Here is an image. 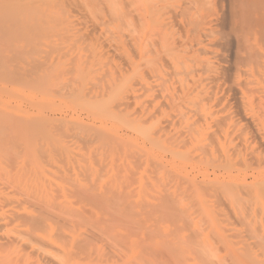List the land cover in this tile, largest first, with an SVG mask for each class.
<instances>
[{
  "label": "bare ground",
  "instance_id": "obj_1",
  "mask_svg": "<svg viewBox=\"0 0 264 264\" xmlns=\"http://www.w3.org/2000/svg\"><path fill=\"white\" fill-rule=\"evenodd\" d=\"M7 1H10V0H7ZM24 1L27 4L29 3V5L31 4V7L36 5V3L35 4L33 3L34 0H33V2H31V0L30 1L24 0ZM41 1L44 3L42 5H44L45 8H42L44 6H42L40 8L41 3H39V1H38L39 8H36V6H37L36 5L33 7V8H35L34 10L30 6H29V8L26 7L28 5L25 4V2L23 4H25L26 6L24 7V5H23V7H24V9L26 8L27 12H29V10L32 9L31 13L32 12L35 13V14H32V16L34 15V17H35V15L37 14L36 15L37 19L40 21L39 23H41V25H43L42 22H44V23H46V22L50 23L51 22L50 26H51V24L56 23V25L59 26L58 29L60 30V31H58L56 29L57 30L56 32L57 33L59 32L61 34L62 38L67 37V34H68L67 32H72V31H70V30L68 31L69 28L64 29V27H66L68 24L66 25L64 20L62 21V16H60L61 13L65 12L66 8H61L63 10L59 9L61 13L59 12V10H57V8L59 7L58 5L61 6L62 4L65 5L66 3H64L63 0H61L63 2L62 4H58V2L60 0H44V1L41 0ZM5 2H6V0H5ZM2 3L5 4L4 1H2ZM139 3H140V10L141 9L143 10V19H142L143 22H139V21H141V20H139V18H138L139 23H137V21L134 20L135 22L133 24V31L135 33L136 32L139 33V36L141 37V39H143L144 43H143V46H140L139 45L140 43L138 44L139 45V47H138L139 55L138 56L140 58V59H138V61H136V59L138 58L137 55L134 56L135 50L133 51L134 52L133 57H135V58L137 57V58L136 59L134 58L133 61H131V62H133L131 64L132 65L131 68L133 71V78H134L132 80V82L134 81L133 83L135 84L136 82L140 81L141 84L143 85V88H145L144 95H143V96H146V99H145L146 101L144 100L145 102H143V103H145V105L143 104L145 107L142 108V106H139L142 109H145V110H143V114L141 116H138L137 114H141L142 110H140L141 111L140 112L138 110L139 107L137 106L138 109H136L137 107L135 106L136 112L134 114H136L137 112L138 113L136 114V117L134 114H133L134 116L132 114H131L132 116L129 115L132 112L128 113L127 114L128 117L129 118L133 117V118L131 119L130 122H127L128 123L127 124V123H125L126 120H125L124 116L120 117V118H123L120 120V122L118 121V119H120V118L117 116H116V120L112 119V118L115 119V115L118 112L114 113L115 115L111 119L106 118L107 115H108V117L113 116L112 111H109V110H106L107 112L103 111V110L107 109L110 106V104H106V103L103 104V105L106 104L108 107H106V106L103 107L101 105L102 109L105 108L103 110L101 109V107H98L101 110L96 109L95 108L96 105H93L94 103L92 104V106H91V104H88V103H90L88 101L89 93H87L88 95L86 96V98L87 97L88 98L85 101L88 102L87 103L88 105H90L91 107H94L93 109L96 110V112L98 111L99 113H101V111H103L102 115H104V113L107 114L105 116V118L103 116H102V118H104L106 120L108 119L110 121L113 120V123L116 121L117 124H120L123 122V124L124 123L127 124V126H126L127 128H125V126H124L125 124L124 125L122 124L126 130L128 129V127L131 129V130H129L130 132H132L131 137L128 138V140L127 139L123 140L124 137H123V139L121 138L122 136H120L118 134L120 132L117 133V131H116L117 127L114 126L116 124V122L114 123L113 127H111L112 125L110 124L111 126H109L108 128H107V126H108L107 123L109 121L106 122L105 128L101 124H100L101 128H99V126H98V128H96L97 126L94 127V125H96V124H93V125L90 124L89 126L91 128L88 125H86L90 131H92V130H94L96 132L99 131L98 134H100L102 132L101 133L102 138H103L104 129L107 133L105 135H110L109 137H113L110 139H108V136H106V138H103V140L106 139V140H104V142L105 141L107 142V139L109 141V144L111 142H113L110 144L112 147V150H111L112 152L111 151L110 152L113 155V157L117 154V152L119 150L120 151L122 150L121 153H123V155L125 156L127 163L129 161L128 158H130V161H132V159H136V158H134V155L136 157L139 156L138 159H136L138 162V160L139 161L141 160L139 158H141L142 155L139 154L137 156V154H136L137 149L139 151L137 153L142 152L143 149L141 150L139 148H137V149L135 148V147H138V145H139L137 142H139V143L144 142V146H146V149H144V151H143V154L146 155V156H143V157H146V159H144V160H147L146 168L144 170L145 171L149 170V172L152 173L151 174L152 177L149 175L151 177V179L149 177H147L150 180L148 181V183L146 182L147 183L146 185L144 184L145 182H143V183L141 182L142 179L138 180L139 175H140V178L144 179V177H142L143 173L138 174L140 172H137V173L135 172L136 173L135 174L134 169L131 168L132 167L131 162L129 161V165H128V164H126L125 160H122V159H124V156H122V158H120L122 160V162L117 158V160L119 161V164L123 163L122 167H125V168H123V170H121L122 168L121 169L119 168L121 165L117 164L118 163L117 160H115V163L113 162V164L111 166L112 168L110 167V169H112L111 170L112 172L116 169V171L117 172L119 171L118 173L121 174V176H120L119 174L115 175V172L111 173V175L114 174L113 176H114L115 181H116L117 177L119 178V180L122 179L124 181L126 178V181H128V179L130 180V178H128L130 176L132 184L134 183L136 185L138 182H141V183H138V185H137V186H139V184H140L139 190L137 189V191H140V193H143L144 195L137 192L138 196H136V197H139V194L143 195L142 198L144 199V202H143L144 206H142V204H141V207L143 208V210H142L143 214L141 211H140V213L142 215H144V207H145L146 210H148L152 216L154 215L153 218L157 219V220L155 219L157 223L154 222V224H158V226L152 224V225H154L152 227L156 226L155 227L156 230L154 231V230H151V228L149 229V230H151L150 232L152 234L154 233L153 234L154 236H152V234L150 233L148 235V237L150 239H148V238L146 239L149 241L144 240V241H146V243L149 242V245H147L148 247H144L145 250H143V251H146V248H147L149 251L152 249V252H153V249H155V251H156L158 249H161V247H164V249L165 248L167 249V251H165V253H163L164 255L159 252L160 256H161V254H162V256H165V258L164 257L162 258V256H161V261L163 259L162 262H164L165 261L164 259H166L167 256L169 255L170 259L168 257L167 258L168 260L166 259V261H168V262L165 261V264H167V263L173 264V261H170L171 258H172V260H174L177 256H179V254H181V253H179V251L183 252V250L185 248L187 251V249H188L187 247L191 243V239L193 240L194 238H196V234H195L194 238L189 239L188 237L189 236L191 237V235L193 237V234L197 233V232L193 229V227H192L193 225L191 224L192 225L191 228L193 229V230L191 229V231L193 234L189 233L190 235H187L189 243H188V241H187L188 245L185 243V245H187L186 247L182 244L184 248H181L182 246H180L181 245L180 241L179 242L176 241V238L179 237L180 235L182 237H184L185 235H183V234H186L188 231L190 232V230H189L190 227H188L190 225L185 224V221L182 218V220L184 221V225H186V226H184V225H183V227L181 226L182 227L181 230L185 231L186 233H184L183 231L181 233L180 232L181 230L179 227L180 225L178 226V228H176V223L178 221L181 223L182 220L181 219H180L181 221L179 219L177 220L178 216H176V212L173 213L174 210H172V209H179V211H182L184 214H186V213L189 214V209H191L192 207H198L202 211L201 213H203V216H205L206 220L211 223L210 226L215 229V233L216 232L218 233L219 227H217V226L220 225V223L218 224L219 219H217V217L214 215L213 208H215L216 205L218 206V204H222L223 201L229 200V202H231V204H233L235 206V208L238 207L237 208L238 209L237 217L239 218L238 220H240L241 228L237 230V233H238L237 235L239 237L243 238V241L245 243V245H244L245 250L248 253L253 254L254 247H255V249H256L255 252H257L256 254L258 255V263L264 264V0H139ZM32 4H34V5H32ZM17 5H18V3L14 6H17ZM56 5L58 6L57 8H56ZM64 5H63V7H64ZM20 6L22 7V4H20ZM22 8L20 9L21 12H22ZM1 10H3V9H1ZM26 10H24V12H22V13H25ZM16 14H18V12ZM28 15H29V13H28ZM44 17H46L47 19ZM57 18L59 20H57ZM0 19H1V17H0ZM64 19H65V17H64ZM140 19H141V17H140ZM55 20L57 22H55ZM59 21L62 22V24H64V23L65 24L62 25V24H60ZM58 22H59V25H58ZM52 26H55V25H52ZM31 27H33V26H31ZM55 28H56V26H55ZM70 28H72V27H70ZM52 29H53V27H52ZM64 31H67V32H65V35H64ZM56 32H55V34H57ZM59 33H58V35H59ZM49 35L47 34L46 36H49ZM72 37L74 38V43L76 41H78L77 36L72 35ZM72 37L69 36V40L67 38H65L66 39V41L64 42L65 44L63 43V41L65 39L63 38L64 39L63 40L61 38L62 41H60L59 43L62 42V46L65 47L67 43L70 46L71 41H72L71 45H74ZM81 37L83 38V36H81ZM67 40H68V42H67ZM136 40H138V39L136 38ZM49 41H51V40H49ZM49 41H46V42H49ZM139 42H140V40H139ZM49 43H51V42H49ZM79 57L81 59L83 58L81 54ZM6 58L7 57H4V59L2 60V61H4V63H6L5 62ZM24 58H25V56H24ZM79 59H78V61H79ZM81 59H80L79 63L81 62L80 64H83V63L85 64V61L83 59L82 60ZM25 60L27 61V59H25ZM72 60H73V58H72ZM139 61H143L144 65H146V67H147V68L145 67L146 73L145 74L143 73L144 75H139V71L137 70L140 68L139 66H141V64L139 65ZM39 63H40V61H39ZM79 63L77 65H79ZM84 64L82 66L79 65L78 66L79 71H77V68H76V71L81 72L80 73L81 75L86 73V76L85 75L84 76L86 78H88V79L85 78L88 81L89 78L91 77V75H89L90 77L89 76L87 77V75H88L87 70H90V68H89L90 66H88L89 69L87 68L86 70H84V73H82L83 68L87 67V64H86V66H84ZM58 65H56L55 68L58 67ZM80 66L81 67L84 66V67L81 68ZM58 68H61V67H58ZM54 70H57L58 73L60 72L59 71L60 69L58 70L56 68ZM63 70H64V68H63ZM63 70H61V71L63 72ZM85 71H87V72H85ZM57 72L54 71L55 74ZM122 72H124V71H122ZM80 74H79V77H80ZM46 75H48V74H46ZM56 75H54L53 77H56ZM60 75H61V72H60L59 76L57 75V77L62 76V75L61 76ZM112 75L114 77H112ZM112 75L110 77L114 79L116 74L115 75L112 74ZM15 76H16V74H15ZM84 76L82 75V77H80V78L84 80ZM119 76H121V75L119 74ZM130 76H132V75L130 74ZM104 77H106V76H104ZM9 78H11V77H9ZM107 78H108V76H107ZM14 79L15 78H13V80ZM40 79H41V77H40ZM43 79H44V77H43ZM71 79H73V78H71ZM81 79L78 78V80L83 83V81H81ZM119 79L120 78H118V80ZM0 80H1V78H0ZM17 80H18V78H17ZM51 80L52 79H49L50 83L48 82L50 86L53 85V83L51 84V82L54 81V80H52V81ZM55 80L57 81V82L55 81L56 83L61 82L58 80V78H56ZM60 80H62V78H60ZM73 80H75V79H73ZM73 80H71V81L74 82ZM23 81H24V79H23ZM109 81L110 80H108V82ZM113 81L117 82L115 80H113ZM113 81L111 79L110 85H111V83L113 84ZM69 82H70V80H69ZM84 82H86V81H84ZM105 82H106V80H105ZM118 82L121 83L122 81H118ZM132 82L130 81V83H132ZM3 83H4V81H3ZM20 83H19V85H20ZM56 83L54 85H57ZM88 83H91V82L88 81ZM29 84L30 83H28V85ZM75 84H76V82H75ZM83 84H85V83H83ZM21 85H22V83H21ZM94 85H96V84H94ZM126 85H127V83H126ZM100 86H101V84H100ZM112 86H111V88H112ZM127 86H126V88H127ZM17 87H19V86H17ZM68 87H70V86H68ZM74 87H75V85H74ZM116 87H118V85ZM86 88H87V86H86ZM107 88H109V87H107ZM137 89H138V87H137ZM40 90H41V88H40ZM42 90H43V86H42ZM88 90H89V88H88ZM129 90H130V88H129ZM133 90H131V91H133ZM7 91H8V89H7ZM76 91H77V89H76ZM76 91H75V93L81 92V90L80 91L78 90L77 92ZM8 92L10 94V91H8ZM113 92H115V91H113ZM116 92H115V94H118ZM145 92H146V95H145ZM75 93L73 91L72 94H75ZM81 93H79V94L77 93L78 94L77 96L78 97L81 96L79 99H81V102H83L84 98H85L84 92L82 93V95H80ZM123 93H125V92H123ZM139 93H140V91H139ZM2 94H3V92H2ZM9 94H6V95H9ZM46 94L44 92V94H42V95L44 96ZM99 94L102 96L101 93H99ZM115 94L113 95V97L110 96V98L112 97L111 101H113V98L115 96H117ZM136 94L137 93L132 94V95H135L133 98L137 97ZM16 95H19V93L13 92L12 94H10L12 99H13V97L15 98ZM110 95H112V93ZM126 95H128V94H126ZM74 96H76V94L71 95V98L73 99ZM82 96H83V99H82ZM9 97L6 100L0 102V134H1L0 136L3 138L4 135L6 134V132H9V130H10L8 128V122H6L7 120H10L9 127L11 126V122H12L11 119L12 120L16 119V121L19 122V124H18V123H16V121L15 122L13 121L15 123V125L12 124L13 128L10 127L11 129H13V131L16 130L15 134H17L16 136L19 138L15 137L14 134L12 135V131L11 130L10 131H11L12 137L14 136V139L17 138L18 142H20V143L26 142V144H24V147H25L24 149H26L27 155H25V154L24 155L29 156V160H31V163H30V166H31L30 170L31 171H29L28 174L25 173V175L23 176L24 171L22 172L23 173L22 174L19 170V173H21V174H18V176H17L18 180L17 181L19 182V184L22 182L27 184L26 181L29 179V181L31 180V182L33 184L32 187L34 186V187H36L37 190H40L38 188L40 187L41 184H39V185L36 184V176L38 175L39 172H42L41 176L44 175L45 173H44V169L41 168L40 163L38 162V159H40L42 157V155L38 154V155H41L40 158L38 155L35 156L36 155L35 152L39 149V147H38L39 144H37L36 142H39L41 140L42 142H44V144H45V142L47 144H48V142H56V143L60 142L61 143V142H63L62 140L65 139L66 137L63 138L62 140H60L58 138H55V136L51 133L53 131H56V132L60 131V129L57 130L56 128L57 127L60 128L61 126L58 125L56 128H54V126H52L53 128L51 129L50 125H52L53 123L48 125L49 121H46L42 117V114H40L41 110L45 107L43 102H46L47 104L46 103L45 104L48 106V102L44 101V100L41 102L44 106H42L41 103L39 102V104L42 106V109L40 107H38L39 105H36L38 103L34 102L36 104L35 105L32 104L33 105V111H34V106H37V109H38V113L35 115H31V113H29V112H28L29 113L28 114L25 111H24L25 113L24 112L22 113L17 109V106L14 105L15 108L13 106L12 107L15 110L12 107H9V109L11 108L10 109L11 111H13V110L15 111V112L13 111L14 114L12 113L13 116H12V114H10V112H8V114H7L8 116L5 115L6 117H9L11 115V119L3 117L4 116V112H3L4 109L6 107H8L9 103L11 102L10 101L11 97L10 98ZM77 98H75L76 103L80 102L79 99L76 100ZM91 98L92 97H90L89 99H91ZM139 98H141V97L139 96ZM139 98L136 100H138L140 102L141 100H139ZM115 99L116 98H114V101H115ZM114 101H113V103H114ZM84 103L86 104V102H84ZM83 104L81 103V105L78 104L77 106H82ZM123 104H124L123 106H125V103H123ZM47 106H46V108H47ZM90 106H88L89 109H88V107L86 108L85 105L83 106V108L85 109V111L90 110L89 112H92L93 109ZM20 108H22V107L20 106ZM39 109H41V110L39 111ZM23 110L24 109H22L21 111H23ZM66 110H69V108ZM112 110H114V109H112ZM6 111H7V109L5 110V113H6ZM2 112H3V115H2ZM109 112H111L112 114ZM93 113L95 114L94 111H93ZM108 113L110 114V116ZM89 114H91V113H89ZM95 115H93V116H95ZM97 115H98V113H97ZM119 115L122 116L121 114H119ZM98 116L100 117L101 115H98ZM98 116H96V117L98 118ZM92 118L94 119L95 117H92ZM97 118L95 120H98ZM70 119H71V117H70ZM101 119L99 121L102 122ZM18 120H20V121H18ZM21 120H23V121H21ZM68 121L70 124L72 123V122H70V120H68ZM76 122L78 123L79 121L76 119ZM80 122L78 123L79 129H80V126L82 125V124H80ZM6 123H7V127L5 125ZM22 123L23 124L25 123V124L23 125ZM69 123H67V124H69ZM110 123H112V122H110ZM16 124L17 125L22 124V125H20V127H18ZM72 125H74V124H71V126ZM4 127H6V128H4ZM47 127H50V128H47ZM67 127H69V126H67ZM67 127H65V128H67ZM75 127H76V125H75ZM78 127H76L77 130H78ZM119 127H120V125H119ZM61 128H63V127H61ZM82 128H83V126H82ZM84 128L87 129L86 127H84ZM94 128H96V130ZM5 129H8V130L4 131ZM70 129L71 128L69 127V130ZM85 129L82 131L87 133V130L85 131ZM100 129H101V132H100ZM63 130H65V129H63ZM40 133H42V134L40 135ZM61 133H63V132L61 131ZM117 134L119 135L120 138L117 136ZM6 135L10 136V134H8V133ZM93 135H91V136H93ZM9 136H7L8 138L5 136L7 138V140L4 137L5 142H7L8 140H9L8 142H12L13 139L10 136V138H11V140H10ZM59 136H61V135H59ZM75 136H76L75 139L80 138L79 139L80 141L83 140V139H81V137L78 134H76ZM1 137H0V142H1V145L2 144L3 145L0 146V148L2 147L1 149H3V147H5L4 146L5 144L3 143L4 139H2ZM17 139H15L14 142H17L16 141ZM67 140H69V139H67ZM41 141H40V143H41ZM88 141L90 142V140H88ZM99 141H100V139H99ZM81 142H83V141H81ZM84 142H86V141H84ZM115 142H117V143H115ZM118 142L119 143L121 142L120 145H118ZM122 142L123 143L125 142V144L122 145ZM134 142H136V143H134ZM145 142H146V145H145ZM60 143L56 144L54 146L55 150L60 149L59 148ZM17 144L21 145L19 143H17ZM51 144L53 145L54 143L48 144L47 147H49V145H51ZM109 144H107V145H109ZM62 145H60L61 150L65 151L67 153V151L69 149L68 150L64 149L65 144L63 146ZM142 146L140 145V148H143ZM104 149H106V148H104ZM40 150H43V148H40ZM58 150H56V152L54 151V153H58L59 152ZM108 150H107V152H109ZM49 151H46V152L49 153ZM114 151H116L115 155H114ZM42 152H44V151H42ZM42 152H40V153H42ZM46 152H44V153H46ZM121 153H119L118 155H121ZM52 155H53V151H52ZM131 156H133V157H131ZM101 157H103V156L101 155ZM113 157H112V159H113ZM59 158H61V157H59ZM69 158H71V157H69ZM92 158H93V156H92ZM0 159H1V157H0ZM82 161L84 162L85 160H82ZM123 161H125V163ZM143 162H145V161H143ZM68 163H70V162L68 161ZM72 163L74 164V162H72ZM114 164L119 165V166H117L115 168L116 165H114ZM137 164L140 165L139 163H137ZM144 164L145 163H143V165ZM0 165H1V163H0ZM79 165H81V164H79ZM107 165H109V164H107ZM136 165L134 164L133 166H135V168H136ZM128 166H131V167H128ZM141 167H143V166L141 165ZM87 168L90 171V167L88 166ZM107 168L109 169V167H107ZM117 168H118V170H117ZM130 168H131V170H130ZM110 169H109V171H110ZM0 170H1V167H0ZM28 170H29V168H28ZM83 170H84V167H83ZM94 170H96V169H94ZM120 170H121V173H120ZM124 170H126V171H124ZM25 171H26V169H25ZM123 171L126 175L123 174ZM128 171H130L132 176L129 174ZM132 171L134 174H132ZM83 172H86V171H83ZM126 172H128V173H126ZM149 172H148V174H150ZM127 174H129V175H127ZM105 175H107V173ZM111 175H110L109 180L111 178H113V176L111 177ZM143 175H145V174H143ZM25 176H27L28 178L26 179ZM41 176L39 177V175H38L39 179H41ZM101 176L99 177V180H100ZM134 176H135V180L137 178L138 182H137V180L136 181L134 180ZM24 177L26 180L24 179ZM80 177H82L81 174H80ZM106 177L108 179V176H106ZM198 177H200V180ZM103 179H105V178H103ZM103 179L100 180V182H102ZM87 180H88V178H87ZM94 180H95V178H94ZM112 180L110 181V183H113L114 185L117 186L118 179H117L116 183H114L115 181L112 182ZM70 181L71 180H69L68 182H70ZM74 181L75 180H73V182ZM90 183H92V182H90ZM124 183H122L120 181V183H118V184H120L119 187H121V185H123L124 187H127L125 189L126 190L129 189L128 191L130 192L131 186L129 184L131 182L128 183V186H125L127 184L125 181H124ZM26 184H24V185H26ZM78 184H79V182H78ZM96 185H97V182H96ZM114 185H112L113 188L110 187L111 185L109 186L111 190L114 189ZM71 186H74V185H71ZM116 186H115V188H117V189L116 190L114 189V190L118 191V193L116 192L115 194L120 195L121 194L120 192H122L123 188L121 187L122 189L119 188V190H118V187H116ZM132 186H134V185H132ZM137 186H136V188H137ZM95 187H97V186H95ZM134 188L132 187L131 189H134ZM41 189H43V186ZM110 189L109 188L106 189V190H108L109 194L115 192V191L111 192ZM125 189H124V191H126ZM77 190H79V188L76 189V191ZM89 190H88V192H90ZM91 190L93 192V191H96L97 189L94 190V187H93V189H91ZM150 190H153L155 192H159L160 197L159 196L158 197L151 196L152 194L150 193ZM41 191L43 192V190H40L38 192H41ZM128 191H127V194L129 193ZM44 192H46V190ZM99 192H98V194H99ZM78 193H80V191ZM133 193H136V192H132V195H130V197L128 196L129 199L131 198V196L135 197V194L133 195ZM80 194H78V195H80ZM89 194H91V193H89ZM89 194L87 193L86 195H89ZM124 194H126V192H124ZM127 194L123 195L125 199L123 197L118 196L121 200L118 199V197H117L115 199V201H118V203H116V204L118 205V204L123 203V206H125L124 204H127L126 200H128ZM82 195H84V194H82ZM86 195H85V197H83L82 200H84V198H85V201H86V199H88V197L91 196V195H89L88 197H86ZM153 195H156V194H153ZM149 196H150V198H149ZM81 197L82 196H80V199H81ZM78 198L79 197L77 196V199ZM93 198H95V197L93 196ZM151 198H152V200H151ZM153 199H154V201H153ZM157 199H158V201H156ZM46 200L47 201L49 200V202H52V199L50 201L49 197H47ZM98 200H99V197H98ZM100 200H102V199L100 198ZM119 200L121 203L119 202ZM140 200L138 199L137 201H140ZM47 201H43V202L49 203ZM88 201H89V199H88ZM106 201H108V200H106ZM53 202H54V200H53ZM99 202H101V201H99ZM103 202L104 201H102L99 204L103 205ZM135 202L133 204H135ZM64 203H63V205H64ZM79 203H80V201H79ZM106 203L107 202H105V204ZM88 204H90V203H88ZM223 204H224V202H223ZM102 205H100V206L102 207ZM109 206H112V205H109ZM123 206H121V207L123 208ZM130 206H134V205H132V203H131V205H129V204H128V206L126 205L127 208ZM40 207H41V205H40ZM48 207H50V206H48ZM103 207L105 209V205ZM113 207L116 209L118 207V209H119V205L116 207L113 205ZM126 207H125V209H127ZM97 208H98V206H97ZM122 208L120 209L121 212L119 210H117V211H119V213H122V210H124ZM134 208L135 207H133V208L130 207V209H127V210L129 211V210L133 209V211H135V213H136L137 210H134ZM106 209H108V208H106ZM135 209H137V208H135ZM105 210H103V211H105ZM111 210H112V212L114 211V209H111ZM146 210H145V213H146ZM108 211H110V210L108 209ZM124 211L127 212L128 214L125 215V213L118 214L117 212L116 213L113 212L114 214L121 215V216H118V215L116 216L113 214V216H115V218H113L112 216L109 215L110 217H112L114 219L113 224L111 223L112 227L109 226L110 227L109 231H111L110 233H112V230H114V229L117 230L116 228L118 225H119L118 228H120L121 224H119V223L120 222L123 223L122 220H124V217H126V219H125L126 223L124 221V223L122 224V229L125 228L124 229L125 231L130 230L129 235L126 233L129 237L132 235L133 232H134V234L132 235L133 237L141 236L140 231L142 232L144 229H146L145 228L146 226L145 227L141 226L142 228H144L142 230H139L138 228L141 229L140 224L144 225L145 222H143V224H142L140 219H139L140 222L137 221L138 222L137 225L134 222L136 221V219H135L136 217L140 218L142 215H139V217H138V215L136 216V214H134L135 216H133L132 213H134V212H131V215H129L130 212H128L126 210H124ZM149 212L147 213L148 215H149ZM59 213L60 212H58V214ZM62 214L63 213H61V215ZM107 214L108 213L106 212V215ZM43 215H44V213H43ZM80 215H81V213H80ZM151 215H150V217H151ZM46 217H47V214H46ZM120 217L123 219L120 220L121 219ZM50 218H53V217L50 216ZM116 218H120V219H118L119 221L118 220L116 221L117 226L115 225L116 228L113 229V227H115L114 222H115ZM153 218H151V220L155 221ZM25 219H27V218H25ZM30 219H32V218L30 217ZM147 219L149 220L150 218H147ZM49 221L51 222L50 219H49ZM109 221L111 222L112 220H109ZM187 221L188 220H186V222ZM191 221L189 223H191ZM64 222H65V219H64ZM69 222H66V223H69ZM129 222H131L132 224ZM179 222H178V224H180ZM34 223L36 224V222H33L32 224H34ZM41 223H44V222H41ZM99 223H101V219H100ZM102 223H103V221H102ZM38 224H39V222H38ZM125 224H126V226H124V228H123V225H125ZM170 224H171L172 228L170 227ZM39 226H40V224H39ZM92 226H94V225H92ZM131 226H135V227L137 226L138 228L135 231V227L133 229V227H131ZM84 227H85V225H84ZM184 227H187L188 229L184 228ZM195 227H196V224H195ZM147 228H148V226H147ZM184 229H187V230H184ZM109 231L107 230V233ZM137 231H139V235H137L138 234ZM147 231L148 230H146V233H144L145 235L148 234ZM152 231H154V232H152ZM177 231L179 232V234H178L179 236L176 234ZM221 231H222V229L220 230V232ZM116 232L117 231H115V233ZM205 232H207V231H205ZM201 233L203 234V235L202 234L201 235L204 237V233L202 231H201ZM50 234H51V232H50ZM92 234H93V232H92ZM172 234H176L177 235L176 238H173L174 235L172 237L171 236ZM205 234H206L205 237H207V233H205ZM57 235H59V233L56 234V236ZM102 235H104V234H102ZM122 235H125L124 231H123ZM59 236L62 237V235H59ZM114 236L117 237L116 239H119L118 236L121 237L120 235H117V234L112 235V237H114ZM143 236L144 235H142V237ZM94 237H96V236H94ZM182 237L179 240H181V241L185 240V242H186V239H184L185 237L184 238H182ZM205 237L203 238V241H204ZM208 237L206 239H208ZM127 238L128 237H126V239ZM144 239H145V237H144ZM182 239H184V240H182ZM16 240H17V238H16ZM20 240L22 241V239H20ZM43 240L45 241V239H42V238L38 240L41 245H43V243H44ZM46 240H47V238H46ZM120 240H124L125 243L123 241H121L122 243L119 242ZM120 240L119 241L116 240L117 242H115V243H118V244L121 243V245L124 243V245H123V247H124L127 244V241H129L127 246H125L124 249L128 248L129 244L131 243V245H130L131 251H128L129 254L125 253L128 256L126 255L124 258L121 256L123 259H120L121 262H118V263H120V264H134V263L135 264H159V263L161 264L162 263L161 261L158 263L159 260L155 261L156 256L151 257V258H153V259H151L150 258L151 254L149 256L148 253H146V252H144V253H146V256L142 255L143 252L140 253L142 256L139 255L138 254L139 250L137 253V251L135 249L136 245L134 243H132V241H130V239L129 240L128 239L127 240L120 239ZM80 241H83V240H80ZM144 241L142 239V242H144ZM201 241H202V237H201L200 242ZM203 241L201 243L202 246L200 245V248L202 249V253L206 252L207 249H209V252H210L211 251L210 248L212 246L209 245L210 246L209 247L206 245L207 247L205 248V246H204L205 244L203 245ZM214 241H216V240H214ZM7 242L11 245L13 244L10 241H7ZM75 242H77V241H75ZM192 242H194V241H192ZM8 243L6 245H8ZM45 243H47V242L45 241ZM45 243H44V245H45ZM16 244H18V243H16ZM196 244L198 245V243L195 242V245ZM44 245L40 246V247L44 248ZM109 245H114V244L112 242V244H109ZM141 245H144V244L141 243ZM45 246L47 248H49V246H47V245H45ZM107 246H108V244H106V247ZM116 246H117V244H116ZM189 246L191 247L192 245H189ZM203 246H204V249H206V250L203 249ZM108 247H111V246H108ZM117 247L120 248L119 250H123L122 246H121L122 248L119 246H117ZM197 247H199V246H197ZM41 248H40V250L43 249V248L42 249ZM191 248L193 249L194 247H191ZM181 249H183V250H181ZM43 250H44L43 251L44 254L42 253L44 255L43 257H45L48 261L53 262L55 264H68L67 263L68 261H66L67 260L66 257H64V256L61 257L59 253H57V254L55 253V255H54V254H51L52 252L50 253V250L45 251V248ZM114 250H115V248H114ZM116 250H118V249L116 248ZM3 251H6V250H3ZM81 251H82V249H81ZM97 251H98V249H97ZM246 251H244V252L247 253ZM130 252H131V254H130ZM2 253L3 252L0 251V264H13V260L10 256L13 253L10 250H8L6 252V254H2ZM187 253H189V252L187 251ZM98 254H99V251H98ZM98 254L96 255V258H93L92 257L93 255L90 257V255L87 254L86 256L89 258H87V257L85 258V260L88 259V261L84 264H103L104 262L101 263V260H100L101 256H100V254L99 255ZM165 254H167V255H165ZM184 254H186V253L184 252ZM73 255H75V254H73ZM35 256H37V254ZM180 256H183V255H180ZM157 257L160 259L159 256H157ZM114 258L116 259V256ZM158 258H156V260ZM82 260H84L83 257H82ZM194 261H192V263L194 262L193 264H199L198 262L200 260L198 258H196ZM186 262H188V261H186ZM118 263L117 262H111V263H107V264H118ZM192 263H189V264H192ZM201 263H203V262H201ZM206 263H208V262H206ZM15 264H18V263H15ZM21 264H23V263H21ZM73 264H83V263L76 261V263H73ZM184 264H186V263H184Z\"/></svg>",
  "mask_w": 264,
  "mask_h": 264
},
{
  "label": "rangeland",
  "instance_id": "obj_2",
  "mask_svg": "<svg viewBox=\"0 0 264 264\" xmlns=\"http://www.w3.org/2000/svg\"><path fill=\"white\" fill-rule=\"evenodd\" d=\"M2 1H4L5 4H3ZM21 1L22 0H20V1L19 0H17V1L16 0H10V1H7L6 0V2H5V0H0V2L2 3V4L0 3V17H1V19H0V50H1L0 51V53H1L0 54V64H1L0 67L2 68V69L0 68V78H1V80H0V93H1L0 94V102L6 100L10 96V94H12L13 92L19 93V95H16V97L15 98L13 97V99H12L11 96H10L11 98L9 97L11 102L9 103V106L4 109V111H3L4 112V116L3 117H6L5 115H7L8 112H10V114H12V113L14 114V112H15L14 111L15 110L14 109L15 106H17V109L20 112H22V113L25 111L26 113L29 112V113H31V115H35V114L38 113V109H37V106H34V111H33V105H35L36 103H38L36 105H39L38 107H40L41 109H42V106L45 105V107L42 109L44 112L41 109H39V111L41 110V113L40 114H42V117L46 121H49V124L48 125H50L51 123H53L52 125H50L51 126V129L53 128L52 126H54V128H56L58 125L61 126V127H63V128H61V127L60 128H58V127L56 128L57 130L60 129V131H57L56 132V131H53L54 130L53 129L52 130L53 132H51V131L50 132L55 136V138H58L60 140H62L65 137L66 138L63 139L62 140L63 142H61V143L60 142H57V143L56 142H48V144L54 143L53 145L51 144L53 147L51 145H49V147H47L48 144L46 142L44 144V142H42L40 139L39 140L41 141V143H40V141L39 142H36L37 144H39L38 145L39 149L35 152L36 153L35 156H37L38 154H41L42 155V157H41V155H38L39 158L40 157L42 158V159L41 158L38 159V162L40 163L41 168L44 169V173H45V174L43 173L44 175H42V176H41V173L42 172H39L38 173L39 177L41 176V179H39L38 175L36 176V184H38V185L41 184L40 187L38 186L39 187L38 189L43 190V192L42 191L41 192H38L40 190H37L36 187H34V186L32 187L33 184L31 182V180L29 181V179H28L26 181L27 184L24 183V182H22V183L19 184V182L17 181L18 180V177H17L18 174H21L24 171V174L22 173L23 176H24L25 173L28 174V172L31 171L30 170L31 160H29V156H25V155H27L26 154L27 153L26 152V149H24L25 148L24 147V144H26V142L25 143L24 142H21V143L18 142V139L17 138H19V137H17L16 136L17 134H15L16 133L15 132L16 130L14 129L15 131H13V129H11V128H13L12 124L15 125L14 122L16 121V119L14 118L15 120H12L10 114H9L10 115L9 117H6V118L11 119V121H12L11 122V126H10L11 128L9 127L10 120H7L6 122H8V128L12 131V135L14 134V136L17 137V138H15V139H17L16 140L17 142H14L15 139H14V136L12 137L10 130H9V132H6V134L7 133L10 134V136L13 139L12 142H8L9 140L7 142H5V138L7 136H9V135H6L5 134L4 135V137L6 136L5 138L4 137L2 138L0 136L2 139H4V142L3 143L5 144L4 145L5 147H3V149H1L2 147L0 148V157H1V159H0V163H1V165H0V167H1V170H0V173H1L0 174V251L3 252L2 254H6V252L8 250H10L13 253L12 255H10L11 258H12V260H13V264H15V263H18V264H21V263H23V264H33V263L34 264H55L53 262L48 261L45 257H43L44 256L43 255L44 254L43 253V251H44L43 249L44 248H45V251H49L50 250V253L52 252L51 254H54L55 255V253L56 254L59 253L61 257L62 256L66 257V259H67L66 261H68L67 262L68 264L76 263V261L77 262L79 261L80 263H83L84 264V263H86L88 261V259L85 260V258L87 257L86 256L87 254L90 255V257L93 255L92 257L93 258H96V255L98 254V251H99V254L101 256L100 257L101 258L100 259L101 260V263H103V262H104L103 264H105V263L107 264V263H111V262H117L118 263V262H121L120 259H123L127 255L125 253H128V251H131L130 250L131 249V246H130L131 243L129 244L128 248L124 249L125 246H127V244H128L129 241H127V244L123 247V245H124L125 242H124V240H120V239H125V240H127V239L129 240L130 239V241H132V243H134L136 245L135 246L136 247L135 249H136L137 253H138V250H139V253H138L139 255H141L140 253L143 252L142 255H144V256H146V253H148L149 256L151 254L150 258L151 257H154V256H156V258H158L157 256H159L160 259L158 258L156 260V258H155V261H158L159 260L158 261V263H159L161 261L162 254L165 253V251H167L166 248L164 249V247H161V249H158L156 251H155V249H153V252H152V249H151L150 251L153 254L147 248H146V251H143V250H145L144 247H148L147 245H149V242L146 243V241H149V240H146V239L147 238L150 239L148 237V235L151 233L150 231L151 230H154V231L156 230L155 229L156 226L155 227H152V226H154V225H157L158 226V224H154V222L157 223L156 222L157 219L155 218L156 219L155 220L153 218L154 215L152 216L150 214V212L148 210H146L145 207H144V215H142L143 214V212H142L143 208L141 207V204H142V206H144L143 205L144 199L142 198V196L144 194L143 193H140V191H137V189L139 190V186H140V184H139V186H137L138 183L145 182L144 184L146 185L148 183V181L152 177V175H151L152 173L149 172V170H146V171L144 170L146 168V163H147V160H144V159H146V157H143V156H146L145 154H143L144 149H146V146H144V142H140V143L137 142L139 145H138V147H135L136 149L137 148H139L141 150L143 149L142 152H140V153H137V152H139L138 149H137V152L135 151L136 154H137V156L139 154L142 155L143 158L142 157L139 158V159H141L140 160L141 162L139 160L137 162V160H136V159H138L139 156L136 157L134 155V158H136V159H132L131 158L134 163L132 161H130V158H128V160L131 162V165H132V167L131 166H128V167H131L132 169H134V173L135 172L136 173L137 172H140L138 174H142V173L145 174V175L142 174V177H144V179L143 178H140V175H139L138 176L139 177L138 180L142 179V181L141 182H138V180L136 178V180H137L138 183L135 185L134 183L132 184L131 177L129 176L128 178H130V180L128 179V181L131 182L129 185L131 186V188L132 187L133 188L135 187V188L134 189H131L130 188L131 191L129 192L128 191L129 189L128 190L125 189L127 187H124L123 185H121V187L123 188V190H122V192H120L121 193L120 195L119 194L116 195L115 193L116 192L118 193V191H115L117 189V188H115L116 185H114L113 183H110V181L112 179H113L112 182L115 181L114 176H113L114 174L111 175V173L115 172V175L116 174L118 175L119 174L118 173L119 171L117 172L116 169H115L112 172L111 171L112 169H110V167L112 166L113 162L115 163V160H117V158L121 162H122V160H125L126 161V164H128V165H129V161L127 163V160L125 159V156L123 155V153H121L122 150L121 151L119 150L117 152V154H116V151H114V155L116 154L117 156L115 155L113 157V155L111 154L112 147L110 145L113 142H111L109 144V141H108V139L113 138V137H109L110 135H105V134H107L106 131H105V129H104V132H103V138H106V136H108L107 142L106 141L104 142V140H106V139L103 140V138H102L101 129H100V132L101 133L98 134L99 131L98 132H96L94 130L90 131L88 129V127L86 126V125L89 126L90 124L91 125L96 124V125H94V127L97 126L96 128H98V126H99V128H101V125L104 126V128H105L106 127V122L109 121L107 123V125H108L107 128L109 126H111V125H112L111 127H113L114 123L116 122L115 121L113 123V120H116V116L119 117V118L124 116V118L126 120L125 123H127V122H130L131 119L133 118V117L132 118H129L128 115H127L128 113L132 112L129 115H131V114L133 115L136 112L135 110L138 109L139 106H142V108L145 107L144 106L145 103H143V102L146 101L145 100L146 99V96H143L144 95L145 88H143V85L141 84L140 81H138L139 83L138 82L135 83L137 86L133 83L134 81L132 82V80L134 78H133V71H132V68H131V66H132L131 64L133 63L131 61H133V59L135 58V57H133V54H134L133 51L135 50L134 56L137 55L138 58L136 57L137 59L136 58L135 59H136V61H138V59H140L139 56H138L139 55V49H138V47H139V45L140 46H143V43H144L143 39H141V37L139 36V33H137V32L135 33L133 31V24H134L135 21H137V23L143 22V20H142L143 19V10L142 9L140 10L139 0H63V2L66 3L65 5L62 4L63 2L60 0L58 2V4H62V5L61 6L58 5L60 8L56 5V8L58 7L57 10H59L61 8H66L64 13H61L60 10H59V12L61 13L60 16H62V21L64 20V22L66 23V25L68 24L67 25L68 27L67 26L66 27L63 26V27H64V29H68L69 28L68 31L69 30L72 31V32L64 31V35H65V32H67L69 34L68 35L66 33L67 34V37H65V38H67L69 40V36L72 37V35L73 36L75 35V36H77V40H78V41H76L77 43L76 42L74 43V38L72 37L73 38L74 45H71L72 44V41H71V44L69 46V44L67 43L68 42V40H67L66 43L68 45L66 44L65 47L62 46V42L59 43L64 38V37L63 38L61 37V34L59 32H58L59 35L56 32L57 30L60 31L58 29L59 26H57L56 23L51 24V26H50V23L51 22L50 23H47L46 22L47 23L46 24V23H44L42 21L41 22L43 23V25H41V23H39L40 21L37 19V16H36L37 14L35 15V17H36L35 18L34 15L32 16V14H35L34 12L31 13L32 9L31 10L28 9L29 12H27L26 8L24 9V7L26 6L25 4H27V3L23 0L25 2V4H23L24 2L23 1L21 2ZM38 1H39V3H41L40 4V8L42 6H44V5H42L44 3L41 0H34V2H33V0H31V2H33L34 4L36 3V5L38 7L36 5H34V4H32V5L36 6V8H39ZM17 3H18L19 6L18 5L17 6H14ZM20 4H22V7L24 5V7L22 8L20 6ZM27 5L28 6H26V7H28V8H29V6L31 7V4L29 5V3H28ZM63 5H64V7H63ZM33 7H31V8H33ZM21 8H22V12H24V10H26L25 13H22L20 11ZM42 8H45V6L42 7ZM1 9H3V10H1ZM34 9L35 8H33V10ZM61 10H63V9H61ZM2 11L3 12L5 11V12L3 13ZM16 11L18 12L19 15L16 14L17 13ZM28 13H29V15H28ZM64 17H65V19H64ZM140 17H141V19H140ZM44 18H46V17H44ZM138 18L141 21L138 22ZM57 20H59V19L57 18ZM55 22H57V21L55 20ZM59 22H58V25H59ZM60 24H62V22H60ZM64 24H62V25H64ZM52 25H55L56 28H55V26H52ZM31 26H33V27H31ZM52 27H53V29H52ZM70 27H72V28H70ZM55 32L57 34H55ZM47 34L48 35L50 34V35L49 36H46ZM79 36L80 37L83 36V38L82 37L80 38ZM136 38L138 40H136ZM49 40H51V41H49ZM139 40H140V42H139ZM46 41H49L52 44L49 43V42H46ZM65 41H66V39L63 41V43ZM80 54L83 57L82 59L85 61V64L83 63L84 66H86V64H87V67H84V66H83L84 68L81 67L83 64H80L81 62L79 63V61L81 59L79 57ZM3 56L4 57H7L5 59V62L6 63H4V61H2L4 59ZM24 56H25V58H24ZM72 58H73V60H72ZM25 59H27V61ZM78 59H79V61H78ZM39 61H40V63H39ZM77 62L79 63V65H81L80 67L83 68V72L82 73H84V70H86L88 68V66H90L89 67L90 70H87L88 72L87 71H85V72H87V74H88L87 77L89 75H91V77L89 76L90 78L88 80L91 83H88V81L86 80V79H88V78L85 77L86 76V73L85 74H82L83 76L85 75L84 76V80L80 78V77H82V75L80 74L81 72H77V71H79L78 70V66L79 65H77L78 64ZM140 64H141V66H139V67L141 69L138 67L139 69H137V70L139 71V75H144L146 73L145 72L146 65H144L143 61H139V65ZM56 65H58V67H61V68L56 67L58 70L60 69L59 71L61 72V75H62V76L60 75L61 77H57V75L59 76L60 72L58 73L57 70H54V69H56L55 68ZM63 68H64V70H63ZM76 68H77V71H76ZM61 70H63V72ZM121 70L124 71V72H122ZM54 71L57 72L56 73L57 75L54 73ZM78 73L80 74V77H79V74ZM15 74H16V76H15ZM46 74H48L49 76L46 75ZM53 74L56 75V77H53L54 76ZM112 74H114V75L116 74L115 75V78L117 80L115 78L113 79V78L110 77ZM119 74L121 76H119ZM130 74L132 76H130ZM104 76H106V77H104ZM107 76H108V78H107ZM9 77H11V78H9ZM40 77H41V79H40ZM43 77H44V79H43ZM112 77H114V76L112 75ZM13 78H15V79L13 80ZM17 78H18V80H17ZM56 78H58V80L61 81V82L60 83L59 82L56 83L57 82L55 80ZM60 78H62V80H60ZM71 78H73L75 80H73ZM78 78L81 79V81H83V83H85V84H83L82 82H80L78 80ZM110 78L112 79V81L115 80L117 82H114L113 81V84L111 83V85H110V81H111ZM118 78H120V79L118 80ZM23 79H24V81H23ZM49 79L54 80V81L51 80L52 81L51 84L53 83V85H54L56 83L57 85H54L55 87L53 85H52L53 87L50 86L49 85V83H50ZM69 80H70V82H69ZM71 80H73L74 82H72ZM105 80H106V82H105ZM108 80H110V81L108 82ZM3 81H4V83H3ZM84 81H86V82H84ZM118 81H122V82L120 83ZM130 81L132 83H130ZM20 82L22 83V85H21ZM75 82H76V84H75ZM19 83H20V85H19ZM28 83H30V84L28 85ZM126 83H127V85L128 84L129 85L127 86ZM94 84H96V85H94ZM100 84H101V86H100ZM67 85L70 86V87H68ZM74 85H75L76 88L74 87ZM85 85L87 86V88H86ZM117 85H118V87H116ZM17 86H19V87H17ZM42 86H43V90H42ZM106 86L109 87V88H107ZM111 86H112V88L114 90L111 88ZM126 86H127V88H126ZM137 87H138V89H137ZM40 88H41L42 91L40 90ZM88 88H89V90H88ZM129 88H130V90H129ZM7 89H8V91H10V94L7 91ZM76 89H77V91L78 90L79 91L81 90L82 93L84 92V97L85 98H84V101L83 102H81V99H79L81 97L80 95H82V93L81 92H77ZM112 90L115 91V92L117 91L116 93H118L119 95L118 94H115V92H113ZM131 90H133V91H131ZM43 91L45 92V94L47 93L44 96L42 95V94H44ZM73 91H74V93H75V91L78 94L81 93L79 95L80 97H78L77 96L78 94L75 93L76 96H74L73 99H72L71 98V95H75V94H72ZM139 91H140V93H139ZM2 92H3V94H2ZM121 92L122 93L125 92V93L122 94ZM87 93H89V95ZM99 93H101L102 96ZM111 93H112V95H110ZM134 93H137L136 95H137L138 98H139V96L141 97V98H139V100H141L140 101L141 103L138 100H136V99H138L137 97L133 98L135 95H132V94H134ZM6 94H9V95H6ZM114 94L117 95V96L114 97V98H116L115 101H114V98H113V101H114V103H113V101H111V98L113 97ZM126 94H128V95H126ZM87 95H88L89 98L92 97L91 99H89L87 97L88 98V101L90 103H88L87 101H85L87 99L86 98ZM145 95H146V92H145ZM110 96H112V97L110 98ZM75 98H77L76 100H78V99L80 100V102H77L79 105H81V103L83 104L84 102H86V104L88 103V104H91V106H92V104L94 103L93 105H96V107H95L96 109H100L98 107H101V109H102V106L103 107L104 106L108 107L106 104H110V106L108 107L109 109L108 108L107 109L103 108L105 110H103V109L102 110L103 111H106V110L112 111L113 114L111 112H109V113H111L113 116L108 117V115L105 114V113H104V115H102L103 114V111H101V113H99L98 111L96 112V110L93 109L94 107H91L88 104L86 105L85 103L82 106H77L78 104L75 102ZM82 99H83V96H82ZM43 100L48 102V106L46 105L47 104L46 102H43L44 105L41 103ZM134 101L135 102L137 101V102L135 103ZM34 102H36V103H34ZM39 102L41 103L42 106L39 104ZM104 103H106V104L103 105ZM123 103H125V106H123L124 105ZM84 105H85L86 108L88 106H90L93 109L92 112H89L90 110H86L85 111V109L83 108ZM20 106L22 108H20ZM46 106H47V108H46ZM135 106L136 107L138 106V107L135 109ZM9 107H12L14 109L13 110L14 112L11 111L10 110L11 108L9 109ZM68 108H69V110H66ZM111 108L114 109V110H112ZM142 108L139 107L138 110L139 111L142 110V113L141 114H137L138 113L137 112L136 114L138 116H141L143 114V110H145V109H142ZM6 109H7V111L5 113V110ZM22 109H24V110L21 111ZM88 109H89V107H88ZM93 111L95 112L96 115L93 113ZM3 112H2V115H3ZM89 113H91V114H89ZM97 113H98V115H101V116L99 117L97 115ZM114 113H117V114L115 115ZM13 114H12V116H13ZM92 114L95 115V116H93ZM119 114H121L122 116H120ZM136 114H134L135 117H136ZM114 115H115V119L112 118V117H114ZM96 116H98V118ZM102 116L104 118L106 116V118H108V119H111L112 118L113 120H111V121L108 120V119L106 120V119L102 118ZM109 116H110V114H109ZM70 117H71V119H70ZM92 117H95V118L93 119ZM96 118L98 120H95ZM99 118L100 119L102 118L101 120H102V122L105 125L101 121H99L100 120ZM76 119L79 122L81 121L80 124H82V125L81 126L79 125L80 126V129L78 127V123L79 122L77 123L76 122ZM121 119H123V118L118 119V121L120 122ZM68 120H70V122H72L71 124H74V125L71 126V124L69 123ZM18 121H20V120H18ZM21 121H23V120H21ZM110 122H112L113 124L110 123ZM16 123L19 124V122H17V121H16ZM67 123H69V124H67ZM22 124H20V125H22ZM122 124H123V122L120 123V124H117V122H116V124L114 126L117 127L116 128L117 129L116 130L117 133L120 132L118 134L120 136H122L121 138L123 139V137H124L123 140H126V139L128 140V138H130L131 137V134H132V132L129 131L131 129L129 127L127 129L128 131L125 129V128H127L126 126H127L128 123L125 124V125L123 124L125 126V128H124V126ZM5 125L7 127V123ZM20 125H17V126L20 127ZM75 125H76V127H78V130L75 127ZM119 125H120V127H119ZM67 126H69L71 129L69 130V127H67ZM82 126H83V128H82ZM6 127H4V128H6ZM65 127H67V128H65ZM84 127H86L87 129H85ZM47 128H50V127H47ZM96 128H94V129L96 130ZM63 129H65V130H63ZM84 129H85V131L87 130V133L82 131ZM7 130L8 129H5L4 131H7ZM61 131L63 133H61ZM41 134L42 133H40V135ZM76 134H78L81 137V139H83V140H81L83 142H81L79 140L80 138L79 139H75L76 138V136H75ZM118 134H117V136L119 137ZM59 135H61V136H59ZM91 135H93V136H91ZM10 136H9V139L11 140ZM7 138H6V140H7ZM67 139H69V140H67ZM99 139H100V141H99ZM88 140H90V142L91 141L92 142L90 143ZM84 141H86V142H84ZM17 143H19L21 145H18ZM55 143L56 144H59L60 143V145H62V144L64 145L65 144L64 145V147H65L64 149H67V150L69 149L70 151L69 150L68 151L70 153L67 150H66L67 153L65 151H62L60 145H59V148L60 149L59 150L56 149L60 153L59 152L58 153H54V151L56 152V150L54 148V146L56 145ZM106 143L109 144V145H107ZM115 143H117V142H115ZM120 143L118 142V145H120ZM134 143H136V142H134ZM123 144H125V142L124 143L122 142V145ZM2 145H1V142H0V146H2ZM140 145L141 146L143 145L142 146L143 148H140ZM145 145H146V142H145ZM40 148H43V150H40ZM104 148H106V149H104ZM107 150L109 152H107ZM42 151H44V152L49 151V153L48 152L44 153ZM52 151H53V155H52ZM40 152H42V153H40ZM119 153H121V155H118ZM101 155L103 157H101ZM92 156H93V158H92ZM122 156H124V159L121 160L120 158H122ZM59 157H61V158H59ZM69 157H71L72 159L69 158ZM112 157H113V159H112ZM131 157H133V156H131ZM82 160H85L86 162L85 161L83 162ZM68 161L70 163H68ZM125 161H123V162L125 163ZM143 161H145V162H143ZM72 162H74V164ZM137 163H139L140 165H138ZM143 163H145V164L143 165ZM79 164H81V165H79ZM107 164H109V165H107ZM117 164H119V161H118ZM122 164L123 163H120L119 164V165H121L119 167L120 169L122 168L121 170H123V168H125V167H122L123 166ZM134 164L135 165L137 164L138 166L136 165V168H135V166H133ZM87 165L90 167V171L87 168L88 167ZM114 165H116V164H114ZM119 165H116L115 168L117 166H119ZM141 165L143 167H141ZM82 166L84 167V170H83V167ZM107 167H109L110 171H109V169ZM28 168H29V170H28ZM93 168L96 169V170H94ZM131 168H130V170H131ZM25 169H26V171H25ZM19 170H20L21 173H19ZM117 170H118V168H117ZM121 170H120V173H121ZM83 171H86V172H83ZM124 171H126V170H124ZM124 171H123V174H125ZM105 172L107 173V175H105L106 174ZM128 172L131 175L130 171H128ZM128 172H126V173H128ZM148 172L150 174H148ZM134 173L132 171V174H134ZM80 174H81L82 177H80ZM129 174H127V175H129ZM110 175H111V177L113 176V178H111L109 180ZM119 175L121 176V174H119ZM100 176H101L100 180H102L103 178H105V179H103L102 182H100V180H99V177ZM106 176H108V179H107ZM25 177H26V179L28 178L27 176H25ZM25 177H24V179H25ZM93 177L95 178V180H94ZM147 177H149L150 179H148ZM87 178H88L89 181L87 180ZM198 178L200 180V177H198ZM117 179H118V182H117ZM117 179H116V181L114 183L117 182V186L116 187H118V190H119V188H121V187H119L120 184H118V183H120V181L122 183H124V181H125L127 183L125 186H128V183L129 182L126 181V178H125L124 181L122 179L119 180L118 177H117ZM69 180H71V181L68 182ZM73 180H75V181L73 182ZM134 180H135V176H134ZM78 182H79V184H78ZM90 182H92V183H90ZM96 182H97V185H96ZM24 184H26V185H24ZM71 185H74V186H71ZM112 185H114V189L115 190L114 189H112V190L110 189V187L113 188ZM132 185H134V186H132ZM42 186H43V189H41ZM76 186L79 188V190H77V191H76V189H78V188ZM92 186L94 187V190H96V189L97 190L92 192V190H91V189H93ZM95 186H97L98 188L95 187ZM136 186H137V188H136ZM108 188L111 190V192L112 191H115V192L109 194L108 190H106ZM124 189L126 191H124ZM45 190H46V192H44ZM88 190L90 192H88ZM79 191H80L81 194L78 193ZM123 191L126 192V194H127V191L129 192L128 193L129 195L127 194V197L128 196L130 197V195H132V192H136V193H133V195L135 194V197L134 196H131L130 199L128 197V200H126V203L127 204H124L125 206H123V203L120 202L121 199L119 198V197H123L124 198L123 195H126V194H124ZM98 192H99V194H98ZM137 192L140 193V194H143V195H140L139 194V197L140 198L139 197H136V196H138L137 195L138 194ZM85 193L86 194L87 193L88 194L91 193V194H89L91 196L88 197L89 195H86ZM150 193L152 194L151 196H153V197L154 196L158 197L160 195L159 192H155L153 190H150ZM78 194H80V195H78ZM82 194H84V195H82ZM153 194H156V195H153ZM85 195H86V197H88L89 201H88V199H86V201H85V198H84V200H82L83 197H85ZM77 196L79 197L78 199H77ZM80 196H82L81 199H80ZM93 196L95 198H93ZM47 197H49L50 201L52 199V202L54 200V202L52 203V202H49V200L47 201L46 200ZM98 197H99V200H98ZM117 197H118V199H120L119 202L121 203V204H118L119 205V209H118V207H117V209L113 207V205L115 207L118 206L116 204V203H118V201H115V199ZM100 198L102 200H100ZM137 198L139 200L140 199L141 200L140 201H137L138 200ZM149 198H150V196H149ZM152 198H151V200H152ZM158 199L156 201H158ZM106 200H108V201H106ZM43 201H47L49 203H45ZM79 201H80L81 204L79 203ZM99 201H101V202L104 201L103 202V205L102 204H99V203H101ZM153 201H154V199H153ZM227 201L229 202V200L223 201L225 205L222 202V204H218V206L216 205V207L213 208L214 215L217 217V219H219L218 220V224L220 223V225L217 224L218 225L217 227H219L218 228L219 229V232L218 233L217 232L215 233V229L210 226L211 223L206 220L205 216H203V213H201L202 211L198 207H192L191 209H189V214L186 213V212H185L186 214H184L182 211H179V209H172V210H174L173 213L176 212V216H178L177 220L178 219L179 220L180 219L182 220V218H183L184 221H185V224L190 225V226L187 225L188 227H190V229H189L190 232L188 231L186 233L185 231L181 230V228L184 225V221L182 220L183 221L182 222L180 220L181 223L178 221L180 224H178V222L176 221L177 222L176 223V228H178V226L180 225L179 226L180 227V230H181L180 232L182 233V231H183L184 233H186V234H183V235H185L184 236L185 238L182 237L181 235L179 236L178 235L179 234V232H178L179 230L177 229L178 231H177L176 234L179 237L176 238V236H177L176 234H172L171 235L172 237L174 235L173 238H176V241H178V242L180 241V244H181L180 246H182L181 248H184L183 245L186 247L188 245L187 244L188 238L189 239L190 238H194V236L196 234V238H194L193 240L191 239V243L189 244V245H192L191 247H194V248L192 249L189 245L187 247L188 248L187 251L190 254L187 253L186 248L184 250L181 249V250H183V252L179 251V253H181V254H179V256H177L174 260H172V258H171L170 261H173V264L174 263L175 264H184V263L189 264V263H192V261H194L196 258H198L200 260L198 262L199 264L201 262H203L201 264H259L258 263V255L256 254L257 252H255L256 251L255 247H254L253 254L248 253L245 250V246H244L245 243L243 241V238L242 237H239L237 235L238 234L237 233V230L241 228L240 220H238L239 218L237 217V211H238L237 208L238 207L235 208V206L233 204H231V202L228 203ZM105 202H107V203L105 204ZM134 202H135V204H133ZM63 203H64V205H63ZM88 203H90V204H88ZM131 203H132V205H134V206H130L131 208H133V207L137 208V209L134 208V210H137L136 213H135V211H133V209L132 210H129V211L127 210V209H130V207L127 208L126 205L127 206H128V204L131 205ZM40 205H41V207H40ZM47 205L50 206V207H48ZM100 205H102V207ZM104 205H105V209L108 208L111 212L108 211V209L105 210L104 207H103ZM109 205H112V206H109ZM97 206H98V208H97ZM121 206H123V208ZM125 207L127 209H125ZM110 208L111 209H114L113 212L114 213L117 212L118 214L125 213V215H126V214H128L127 212L124 211V210H126V211L130 212L129 215H131V212H134V213H132L133 216H135L134 214H136V216L138 215V217H139V215H142L140 218H137V217L135 218L134 217L136 219V221L134 223L137 225L138 222H140L139 221V219H140L142 224H143V222H145L144 225H141L140 224V227L141 226L142 227H145L146 226L145 227L146 229H144L142 227L140 229L137 226L136 227L135 226H131V227H133V229L135 227V231L137 230V228L139 230L144 229L142 231L143 233L140 231V235L141 236H139V237L138 236L133 237L132 236L134 234V232H133L132 235L129 237L128 235L130 234L129 233L130 230L129 231L127 230L129 227L126 229L127 231L124 230L125 229L124 226H126V224L123 225V228L124 229H122V224L124 223V221L126 223V220H125L126 217H124V220H122L123 218H121V217H120L121 219L120 218H116V220L114 222L115 223L114 226L116 225V221L118 219H120V220L123 221V223H121V222L119 223V224H121V227H120L121 229L118 228L119 225L118 226L116 225L117 228L115 226V227H113V229L116 228L117 230H115V229L112 230L111 229L112 230V233H110L111 231H109L110 230L109 229L110 228L109 226L112 227L111 223L113 224V220H114L113 218H115V216H113L114 213L112 212V210ZM121 208L124 209V210H122V213H119V211L121 212V210H120ZM102 209L105 210L108 214L106 215V212L103 211ZM117 210H119V211H117ZM145 210H146V213H145ZM140 211L142 212V214L140 213ZM147 211L149 212V215L147 214L148 213ZM58 212H60V213L58 214ZM43 213H44V215H43ZM61 213H63V214L61 215ZM80 213H81V215H80ZM46 214H47V217H46ZM118 214H114V215L117 216ZM109 215L112 216L113 218L110 217ZM150 215H151V217H150ZM50 216L53 217V218H50ZM118 216H121V215H118ZM30 217L32 219H30ZM25 218H27L28 220L25 219ZM147 218H150V219L148 220ZM151 218H153L155 221H152ZM49 219L51 220V222L49 221ZM64 219H65V222H64ZM100 219H101V223H99L100 222ZM109 220H112V221L110 222ZM186 220H188V221L186 222ZM189 220L190 221L192 220L193 222L191 221V223H189L190 222ZM102 221H103V223H102ZM33 222H36L37 225L35 223L32 224ZM38 222H39L40 226H39ZM41 222H44V223H41ZM66 222H69V223H66ZM129 223H131V222H129ZM152 224H154V225H152ZM195 224H196V227L197 228L195 227ZM84 225H85V227H84ZM92 225H94V226H92ZM147 226H148V228H147ZM184 226H186V225H184ZM191 226L193 227V229L198 234L197 233H194V234L192 233ZM170 227L172 228L171 224H170ZM150 228H151V230H149ZM184 228H187V227H184ZM187 229H184V230H187ZM208 229L209 230L211 229V230L209 231ZM221 229H222V231L220 232ZM107 230L109 231L108 233H107ZM146 230L149 231V232L147 231V233H148L147 235L144 234V233H146ZM41 231L42 232L44 231L45 233L44 232L42 233ZM115 231H117V232L115 233ZM123 231H124L125 235H122L123 234ZM154 231H152V232H154ZM201 231L204 233V237L206 235L205 233H207V237L209 236L208 239H206L207 237H205V239L203 241V238L204 237L202 236L203 234L201 233ZM205 231H207V232H205ZM50 232H51L52 235L50 234ZM92 232H93V234H92ZM137 232H138L137 235H139V231H137ZM58 233H59V235H62V237L59 236V235L56 236V234H58ZM189 233L193 234V237H192V235H191V237L190 236L188 237L187 235H190ZM102 234H104V235H102ZM111 234L112 235L117 234V235H120L121 237L118 236L119 239H116L117 237H115V236L112 237ZM153 234H152V236H154ZM142 235H144V236L142 237ZM94 236H96V237H94ZM126 237H128V238L126 239ZM144 237H145V239H144ZM181 237L184 238V239H186V242H185L184 239H182L184 241L179 240ZM201 237H202L203 245L205 244L204 245L205 248L207 246H209V245L212 246L210 248V250H211L210 252H209V249L206 250V249H204V246H203V249L206 250V252L202 253V249L200 248V245L202 246V244H201L202 241L200 242ZM16 238H17V240H16ZM41 238L42 239H45V241L48 244L45 243L44 240L43 241H44L45 245L49 246V248H47L44 245V243H43L44 248L42 247L43 248L42 249L40 247V246H43L38 241ZM46 238H47L48 241L46 240ZM141 238L143 239V241L144 240H146V241L142 242V239ZM20 239H22V241ZM80 240H83V241H80ZM116 240L117 241L120 240L119 242L123 241L124 243L122 245H121L122 242L119 243V244L118 243H115V242H117ZM214 240H216V241H214ZM7 241H10L13 244L11 245ZM75 241H77V242H75ZM192 241H194V242H192ZM112 242H113L114 245H109V244H112ZM195 242L198 243V245L197 244L196 245L199 246V247H197L195 245ZM7 243H8L9 246L6 245ZM16 243H18V244H16ZM141 243L144 244V245H141ZM185 243L187 245H185ZM188 243H189V241H188ZM106 244H108V246H111L112 248L111 247H108V246L106 247ZM116 244L119 247L122 246L123 248L122 247L121 248L123 250H119L120 248H118L116 246ZM40 248L42 250H40ZM114 248H115V250H114ZM116 248L119 251L116 250ZM81 249H82V251H81ZM97 249H98V251H97ZM3 250H6V251H3ZM244 251H246L247 253H245ZM144 252H146V253H144ZM159 252L162 253L161 256L159 255L160 254ZM184 252L187 255L184 254ZM36 254H37V256H35ZM73 254H75L76 256L73 255ZM109 254L110 255L112 254V255L110 256ZM130 254H131V252H130ZM165 255H167V254H165ZM180 255H183V256H180ZM115 256H116V259L114 258ZM82 257H83V259L85 261L82 260ZM163 257L165 258V256H162V258ZM168 257L170 259V256L169 255L167 256V258ZM87 258H89V257H87ZM151 259H153V258H151ZM166 259H164V260L166 261ZM162 261H163V259H162ZM165 261L162 262L161 264H165ZM186 261H188V262H186ZM166 262H168V261H166ZM206 262H208V263H206ZM118 264H120V263H118Z\"/></svg>",
  "mask_w": 264,
  "mask_h": 264
}]
</instances>
